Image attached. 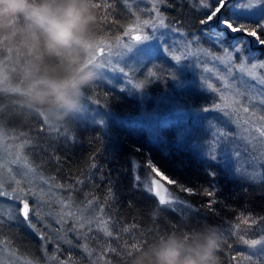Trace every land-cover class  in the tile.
<instances>
[{"label": "trees", "instance_id": "16d2710c", "mask_svg": "<svg viewBox=\"0 0 264 264\" xmlns=\"http://www.w3.org/2000/svg\"><path fill=\"white\" fill-rule=\"evenodd\" d=\"M174 1L185 4L183 0ZM195 1V15L183 5L185 11L181 16L185 20L196 16L200 21L205 18L207 9L198 7L200 0ZM124 3V0H93V4L100 5L95 7L97 41L112 40L135 20L137 8L130 6L129 9ZM161 6L164 13L167 7ZM156 55L160 58L154 56L151 78H148L152 85L160 83L171 72L167 56ZM0 61L12 63L3 52H0ZM16 83L19 87H27L19 78ZM85 91V103L94 105L97 98L107 110L119 115L110 116L104 122L67 119L61 125L67 130L60 127L54 137L44 121L43 110L23 106L17 95L0 94V129L26 143L24 153L35 171L57 187L70 189L67 200L74 208L86 206L85 215L98 217L90 226L91 231L88 226L78 233H63L60 239L48 242L45 249L42 236L26 228L10 239L12 254L20 264H128L121 251L125 245L138 243L145 246L169 232L179 233L187 239L191 229L200 225L214 226L221 236L218 264H264L262 255H252L255 251L248 249L241 240V237L255 239L264 224V178L227 173L221 164L206 159L188 144L178 143L174 139L175 132L167 125L160 129L161 140H151L144 123L121 121L134 115L132 108L137 110V101L114 85L95 82ZM177 93L195 108L213 106L217 100L208 89L192 88ZM121 100L123 103L119 105ZM131 104L133 107L129 108ZM150 164L177 181L176 184L168 183L170 193L201 210L200 213H181L168 210L167 205H159V198L143 187L141 179ZM221 169L225 173L217 174ZM181 185L195 189L196 193L189 195L181 190ZM205 190L215 195L210 197ZM213 200L216 203L209 211L205 205ZM129 202H132L131 206ZM245 217L249 219L247 224ZM99 220L107 222L111 236L106 237L98 228ZM236 225H239L238 229ZM54 238L51 235V239ZM85 246L88 252L84 250Z\"/></svg>", "mask_w": 264, "mask_h": 264}, {"label": "rangeland", "instance_id": "374dc122", "mask_svg": "<svg viewBox=\"0 0 264 264\" xmlns=\"http://www.w3.org/2000/svg\"><path fill=\"white\" fill-rule=\"evenodd\" d=\"M183 1L185 4L174 0H158V2L157 0H124V4L129 9L130 6L137 8L135 11L136 18L129 24L128 28L122 31L121 35L114 37L112 40H103V45H96L94 53L88 58V62L94 58L93 63L102 64L104 67L99 70V76L95 82L114 85L119 90L125 91L128 96L135 97L137 101L135 108L137 110L132 108L133 105L131 104L129 108H132L134 115L129 119L122 118L125 120L121 121L125 123H144L150 133L151 140H161L162 133L160 129L162 126L167 125L175 132L174 139L178 143L188 144L206 159L221 164L227 173L232 175L249 174L250 177L252 176L251 178H264V146L247 138L248 133L245 129L249 128L250 125L238 123L239 117L235 113L226 115L220 109L214 108V105L207 106V108H195L178 96L177 92L179 90L186 89V92H188L192 88L208 89L212 91L217 99L215 105L227 103V98L231 96V93L225 90V82L220 79L227 76L224 66L212 58L213 55L223 57L224 52L220 46H217L203 35L205 30L210 33L219 31V23L214 21L206 26L201 25L197 16L195 19L185 20L181 16L185 11L183 5L187 7L186 10L190 9L195 15L197 4L195 0ZM154 3H156V9L164 17L166 24L180 21L182 30L185 33L184 39L164 29L151 33L150 38L147 40L136 43L132 39L135 35H144L151 27L150 24L145 25L144 30H140L136 27V22L137 20L140 22H154L157 14L156 10L153 9ZM161 5H164V8L167 7L164 9V13L161 10V7H163ZM199 6H202L201 3ZM234 15L241 16L240 13L235 12ZM126 32H129V34L126 35ZM186 41L192 42L187 48ZM232 43L233 37L229 35L225 39V46H230ZM120 45H132L133 47L117 56L115 52L120 50ZM245 48H250V54L255 57V60L247 62V66L252 63H264V48L256 47L250 41L249 44L245 45ZM201 49L203 51H200ZM156 53L167 56L171 72L169 78L163 77V82L159 81L160 83L157 82L152 85V81L148 78H151V63L154 56L160 58ZM245 54L248 55L249 53L246 51ZM176 56L180 57L179 61L174 59ZM239 62V57L234 56L233 64ZM255 71L259 77L264 78V68L257 67ZM232 77L234 78L227 79V84L234 86L235 91L255 89V92L249 94L258 96L260 89L264 88V85H259L247 73L241 74L238 68L233 67ZM164 79L167 80L164 81ZM260 98L264 99V97ZM96 100V104L91 106L83 100L81 110L70 115L67 119L76 121L90 119L93 122L99 120L104 122L110 119V116L119 115L113 113L112 110H107L106 106L98 103L99 99L96 98ZM92 101L95 103V100L92 99ZM139 101L141 103L140 112ZM122 103L123 101L119 102V105H122ZM242 103L244 106L249 107L250 112H255L258 116H264V109H261L256 101H253L251 105L243 100ZM97 104H100V106H97ZM124 104L126 103L124 102ZM227 111L231 112V109ZM42 116L49 120L45 111L42 112ZM113 119L116 120V117H113ZM66 120L57 122L55 128H50L47 124L52 137L56 135L60 127L66 128L65 125L61 126ZM25 145L26 143H23L16 136L0 129V191L9 194L0 195V264H20L16 255L12 254L10 248L12 241L10 239L22 233L26 228L42 236V247L45 249L48 242L60 239L63 233H78L88 227L86 226L84 229L77 228L74 231L73 218L65 215L66 222L60 220L62 213L87 209V207L74 208L72 206L71 208L64 207L62 209L61 200L70 204L67 200L70 189L57 187L52 181L44 178L39 171L29 173L25 164L33 169L34 167L25 156ZM13 160H17V163H13ZM159 171L163 175L153 172L151 167L147 171L145 170L141 174V177L143 176L141 178L143 187L151 188L154 194L161 191L158 183L155 182L156 178H159L167 187V192L162 193L167 197V194L170 193V187L168 186V180L164 177L166 176L168 179L170 177L162 170L159 169ZM222 172L225 173L221 169L217 174L221 175ZM40 177H43V180H40ZM17 180L20 181L19 185L16 184ZM20 188L25 190V197L30 206L29 223H25L17 215L21 204L14 198H10V195L14 194V190ZM29 189L45 193L39 203L36 197L28 194ZM48 193L51 194L48 195ZM51 235L55 238L51 239ZM255 239L264 242V224ZM262 246H264V243L251 247L247 245L248 249L252 251H256ZM262 257L264 258V255Z\"/></svg>", "mask_w": 264, "mask_h": 264}, {"label": "clouds", "instance_id": "9594fccd", "mask_svg": "<svg viewBox=\"0 0 264 264\" xmlns=\"http://www.w3.org/2000/svg\"><path fill=\"white\" fill-rule=\"evenodd\" d=\"M97 23L93 0H0V52L12 61H0V94L19 96L54 122L80 111L99 76L88 62ZM220 244L214 226L200 225L187 239L169 232L140 247L128 264H218Z\"/></svg>", "mask_w": 264, "mask_h": 264}, {"label": "snow or ice", "instance_id": "6c2138e0", "mask_svg": "<svg viewBox=\"0 0 264 264\" xmlns=\"http://www.w3.org/2000/svg\"><path fill=\"white\" fill-rule=\"evenodd\" d=\"M158 2V0H157ZM201 5L204 9H207L205 18L201 19L200 24L201 25H208L210 22H218L220 25L219 31L215 33H210L207 30L203 32V35L206 36L209 40L214 42L217 46L221 47V50L224 52L223 57L218 56H212L213 60L220 62L222 66H224V71L227 73L226 77H221L220 79L225 82V90L229 93H231V96L227 98V103L221 105L217 104L213 107L216 109H220L223 111L226 115H231L235 113L239 119L238 123L242 125H250L249 128H246L245 131L248 133V139L252 140L254 143L259 144L261 146H264V116H258L255 112H250L249 107L244 106L242 103L243 101H246L249 105L253 103V101H256V103L259 105L261 109H264V99H261L260 97H264V88L260 89L258 96L257 95H250V92H255V89H245L244 91H235L234 86H230L227 84L228 78H234L232 77V71L233 67L238 68L239 72L241 74L247 73L249 77L254 78L259 85H264V78H261L256 73V68H264V63H252L250 66H247V62L249 60H255V57L252 56L251 49H246L245 45L249 44L248 38H254L251 43L255 44L256 47L264 48V0H211V2H207V0H200ZM93 7H100L98 4H93ZM105 7H108V5H105ZM153 9L156 10L157 14L155 17L154 22L153 21H143L140 22L137 20L136 27L140 30H144L145 25H151V27L148 29V31L144 35H135L132 37V39L137 43L143 40H147L150 38V34L156 31H159L161 29L170 31L174 35L180 37L181 39H184L185 33L182 30V26L180 21H174L171 23L166 24L164 17L159 13V11L156 9V3L153 4ZM235 13H240L241 16L237 17L234 15ZM254 17V18H249ZM105 17H102L104 19ZM126 35L129 34V32L125 33ZM231 35L233 37V43L230 46H225V39ZM119 40V38H117ZM191 41H186V48L188 45H190ZM99 45H103L104 41L100 40L97 42ZM132 45H120V50L115 52V55L119 56L124 53L125 50L131 49ZM200 51H203L202 49ZM246 51L249 53L246 55ZM208 55H212L211 53H207ZM234 56L239 57V63L233 64ZM94 59V58H93ZM93 59L89 61V63H92L95 65L97 70L103 69L104 65L99 63H93ZM175 60L179 61L180 57L176 56L174 57ZM231 109V112H228L227 110ZM243 114V115H242ZM45 119V123L50 126V128L57 127V122L50 121L47 118ZM13 163H17V160H13ZM25 166L28 168L29 173H34L35 169L31 168L27 164ZM153 172H156L158 175H163L159 171L158 168H156L154 165H150ZM237 171H239L237 169ZM40 180H43V177L39 178ZM164 179L168 180L169 184H176L178 183L175 180L168 179V177H164ZM47 183V181H45ZM16 184L19 185L20 181H16ZM137 184L139 185V180H137ZM181 190L184 192H187L189 195H193L196 193V190L193 188H188L184 186H180ZM151 192V188L148 189ZM164 192H167L166 189H161V191L156 192L155 194L158 196L159 200L158 203L161 206L167 205L168 210L172 211H179L181 213H193V214H199L201 210L193 208V206L186 202L185 200L180 199L178 196L168 193L167 197L162 194ZM28 194L36 197L37 202L39 203L45 193L42 191H34L29 189ZM51 193H48L50 195ZM205 194L208 196H214L215 194L212 191L205 190ZM0 195H9L7 193H4L0 191ZM10 198H14L16 201H18L21 204V207L19 208L17 215H19L25 223H29V212H30V206L28 203L27 198L25 197V190L23 188H20L18 190H14V194L10 195ZM216 203V201H210L205 207L211 211L212 210V204ZM61 208L64 207L71 208L72 205L67 203L64 200L60 201ZM89 204H91V201H89ZM132 202H129V205L131 206ZM34 211V210H33ZM79 212V214H77ZM86 209H78L77 211H71L68 213H62L60 216V220L62 222H66L64 217L65 215L68 217L73 218L74 220V231L78 229H84L86 226H89V231H91V225L98 220L97 216H87L85 215ZM38 215V213H37ZM249 222V219L247 217L244 218V223L247 224ZM253 224L256 223L255 220L252 221ZM237 229L239 228V225L235 226ZM98 228L104 232V235L111 236L112 233L107 228V222L103 220H99ZM125 232L128 231L127 228L124 229ZM80 235H87L86 233H80ZM221 237V236H220ZM242 242L245 245L248 246H256L260 245L264 242L261 240H244L243 237H241ZM142 245L138 243H133L131 246L125 245V247L121 250L124 254V259L129 260L132 254L138 250ZM86 252L89 250L87 249V246H85L84 249ZM111 250L113 252L116 251V249H105V251ZM91 253L89 252V255ZM252 255H264V246L257 249L255 252L252 253ZM235 259V257H233Z\"/></svg>", "mask_w": 264, "mask_h": 264}, {"label": "water", "instance_id": "95a60500", "mask_svg": "<svg viewBox=\"0 0 264 264\" xmlns=\"http://www.w3.org/2000/svg\"><path fill=\"white\" fill-rule=\"evenodd\" d=\"M156 183H158V186L161 188V189H166L167 190V187L165 186L164 182L162 180H160L159 178H156Z\"/></svg>", "mask_w": 264, "mask_h": 264}, {"label": "bare ground", "instance_id": "6f19581e", "mask_svg": "<svg viewBox=\"0 0 264 264\" xmlns=\"http://www.w3.org/2000/svg\"><path fill=\"white\" fill-rule=\"evenodd\" d=\"M254 38H248V40L251 42ZM253 44V43H252ZM255 45V44H254ZM33 199V198H32ZM17 209V206H16Z\"/></svg>", "mask_w": 264, "mask_h": 264}]
</instances>
